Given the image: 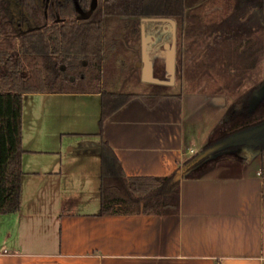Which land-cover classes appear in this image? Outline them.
Wrapping results in <instances>:
<instances>
[{
  "label": "crops",
  "instance_id": "1",
  "mask_svg": "<svg viewBox=\"0 0 264 264\" xmlns=\"http://www.w3.org/2000/svg\"><path fill=\"white\" fill-rule=\"evenodd\" d=\"M28 98L44 99L31 110L32 139L24 116L21 206L0 215V264H264L259 155L248 165L238 161L244 163L240 171L209 162L199 176L181 177L177 214L99 215L100 95L29 94L24 111ZM187 111L182 94L156 102L140 95L105 120L103 139L126 175L167 176L201 151L225 113L218 111L198 133L188 128ZM262 125L232 145L264 144ZM71 134L93 139L97 169L92 160L83 165L64 160V143L68 153L81 147V141H66ZM91 149L77 156L83 161Z\"/></svg>",
  "mask_w": 264,
  "mask_h": 264
},
{
  "label": "trees",
  "instance_id": "2",
  "mask_svg": "<svg viewBox=\"0 0 264 264\" xmlns=\"http://www.w3.org/2000/svg\"><path fill=\"white\" fill-rule=\"evenodd\" d=\"M238 1L206 0L189 10L186 0H0V215L21 206L24 98L29 94L100 95L99 215L179 213L181 177L199 176L211 155L221 149L244 153L246 161L259 155L264 172V144L226 146L196 161L216 143L264 123V97L256 106L251 104L264 81L226 109L216 125L223 133L170 175H126L114 149L103 139L105 120L141 95L108 89L102 76L123 52L126 40L137 42L143 24L146 30L156 24L143 20L172 19L180 41L197 40L207 30L226 24ZM258 14L261 32L264 0H259ZM165 88L153 85L149 95L141 96L153 102L173 96Z\"/></svg>",
  "mask_w": 264,
  "mask_h": 264
},
{
  "label": "rangeland",
  "instance_id": "3",
  "mask_svg": "<svg viewBox=\"0 0 264 264\" xmlns=\"http://www.w3.org/2000/svg\"><path fill=\"white\" fill-rule=\"evenodd\" d=\"M186 2L188 9L191 10L201 7L206 0H186ZM258 5L259 0H239L229 21L220 27L207 30L203 38L197 40L184 38L180 41L177 35L175 78L173 82L165 85L164 92L172 95H184L188 107V128H198L200 129L198 133H203V130L218 117V111H226L240 95L264 81V31H261L262 33L259 31L261 23ZM141 49L142 40L140 38L134 43L131 40H126L125 46H122L121 55L104 69L102 80L107 82L106 88L149 95L154 84L144 82L142 79L143 70L139 66L143 60ZM168 51L161 54L159 60L161 70H166L165 59ZM149 58L152 62L150 55ZM167 81H170L169 77ZM197 92L200 93V96L193 99L190 94ZM262 93L253 96L252 106L258 104L259 96ZM33 99L35 98L26 100V111L23 115V124L24 116L25 123L27 121L26 128L29 139L33 138L28 124L31 119V110L35 101L38 102V99L44 98ZM94 99L97 101L98 98ZM89 113L93 115L95 111ZM98 116L99 112L97 111L96 117ZM217 123L208 134L210 138L223 133L221 128L216 127ZM95 129L98 130V127ZM66 138V141H81L78 152L80 149L82 151V149L87 150L88 147L92 148L90 150L92 153L88 152L84 155L87 152H81V156H85V160L81 161L77 156L78 152L68 153L67 150L70 146H66L64 143L61 150L66 162L71 165H83L90 164L89 160H92V162H96L94 165L96 169L98 168L99 159L96 150L93 149L94 145H89L93 139H89L88 135L75 134L67 135ZM82 140H88V143L82 142ZM245 156L244 153L238 151L221 149L212 154L209 161L213 164L223 165L229 171H240L242 169L238 170L240 167L237 166L244 163L238 161L244 160L248 165ZM91 165L93 166V163Z\"/></svg>",
  "mask_w": 264,
  "mask_h": 264
},
{
  "label": "water",
  "instance_id": "4",
  "mask_svg": "<svg viewBox=\"0 0 264 264\" xmlns=\"http://www.w3.org/2000/svg\"><path fill=\"white\" fill-rule=\"evenodd\" d=\"M143 22L144 23L145 22H169L173 26V29L175 30V21L172 19L149 18V19H144ZM150 40H151V38L146 35V28H145V25L143 24L142 25V49H141L142 55H143V60H142V63L139 64V66H143L142 79L144 82L151 83V84L168 85L171 82H173L174 78H175V63H176V58H175L176 41H175V38H174L171 46L166 45V49H169V52L166 56V68H167V72L169 74L170 81H161V80L157 79L153 74V64L150 61L149 49H148V43ZM263 86H264V84H263ZM263 86L258 91H256V93L254 94V96H255L256 94L263 92L262 95L259 96V101H260V99H262L264 97V87ZM262 126H264V123ZM256 128H258V126L253 127V128L246 130L244 132L235 133V134L225 138L224 140L216 143L215 145H213L212 147H210L206 151L202 152L196 161H198L199 159L203 158L207 154H209V153H211L217 149L232 145V144L236 143V141L249 136V134L252 133ZM256 145H259V144H256ZM188 167L189 166L184 167L183 170H186ZM178 177L179 178L181 177V171H179Z\"/></svg>",
  "mask_w": 264,
  "mask_h": 264
},
{
  "label": "flooded vegetation",
  "instance_id": "5",
  "mask_svg": "<svg viewBox=\"0 0 264 264\" xmlns=\"http://www.w3.org/2000/svg\"><path fill=\"white\" fill-rule=\"evenodd\" d=\"M162 19H168V18H162ZM153 23L156 24L150 26L146 30V35L151 38V40L148 43V49H149V55L152 57L151 59L153 64V74L157 79L161 81H167L169 77V76L167 77V75H169L167 72V68H165L166 70L164 69L161 70L158 63L161 58V54L169 50L166 49V45L171 46L174 38L176 41V37L178 35L177 24L175 22V30H174L173 26L169 22H153ZM141 40H142V31H141ZM140 67L143 70V66ZM154 85L160 86V84H154Z\"/></svg>",
  "mask_w": 264,
  "mask_h": 264
},
{
  "label": "built area",
  "instance_id": "6",
  "mask_svg": "<svg viewBox=\"0 0 264 264\" xmlns=\"http://www.w3.org/2000/svg\"><path fill=\"white\" fill-rule=\"evenodd\" d=\"M216 264H218V263H216Z\"/></svg>",
  "mask_w": 264,
  "mask_h": 264
}]
</instances>
